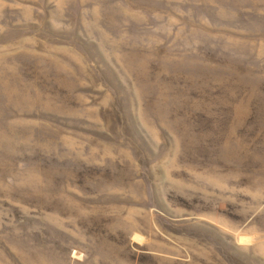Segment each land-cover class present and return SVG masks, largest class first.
<instances>
[{"label":"rangeland","instance_id":"374dc122","mask_svg":"<svg viewBox=\"0 0 264 264\" xmlns=\"http://www.w3.org/2000/svg\"><path fill=\"white\" fill-rule=\"evenodd\" d=\"M0 264H264V0H0Z\"/></svg>","mask_w":264,"mask_h":264}]
</instances>
